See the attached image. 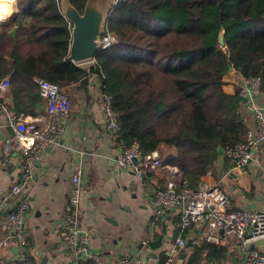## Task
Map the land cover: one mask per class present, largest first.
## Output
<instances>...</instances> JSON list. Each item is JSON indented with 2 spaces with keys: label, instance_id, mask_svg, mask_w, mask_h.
<instances>
[{
  "label": "trees",
  "instance_id": "trees-1",
  "mask_svg": "<svg viewBox=\"0 0 264 264\" xmlns=\"http://www.w3.org/2000/svg\"><path fill=\"white\" fill-rule=\"evenodd\" d=\"M86 2L71 0L80 13ZM17 8L28 20L0 33V81L9 78L14 116L43 110L38 78L87 91L97 75L102 99L109 96L118 115L117 143L138 144L144 156L173 147L163 166L191 188L235 167L227 152L245 141L248 111L239 87L224 91L225 78H260L264 101V0H128L107 24L116 43L89 68L68 58L72 25L60 0H17ZM148 244L158 250L162 234ZM227 256V248L203 240L186 264H223Z\"/></svg>",
  "mask_w": 264,
  "mask_h": 264
},
{
  "label": "crops",
  "instance_id": "crops-1",
  "mask_svg": "<svg viewBox=\"0 0 264 264\" xmlns=\"http://www.w3.org/2000/svg\"><path fill=\"white\" fill-rule=\"evenodd\" d=\"M9 19L0 22V33L3 30L11 31L16 26L9 23ZM25 19L28 20L27 17ZM225 81L224 91L234 94L239 87V77L231 73ZM67 91L72 109L66 134L56 149L43 155L30 186L31 204L26 215V228L31 244L27 252L34 264H74L60 224L72 176L80 170L84 189L80 225L90 234V249L104 251L106 264H120L121 259L128 255L139 258L141 264H160V261L172 255L181 236L180 214L168 213L155 220L153 194L167 186L176 169L163 166L149 170L144 177L134 174L133 165L120 169L117 161L121 151L104 129L105 106L98 83L90 85L89 80L87 91L78 87H69ZM0 103L8 108L13 104L10 88L0 90ZM247 113L249 125H253L254 116L250 111ZM10 115H13L10 111L7 113L0 109V200L19 176L22 164L20 152L4 151L6 143L17 137L10 123ZM26 118L28 121L37 119L40 127L45 126L48 122L47 104L44 103L40 114ZM157 153L164 160L175 150L164 145ZM256 154L249 165H235L220 181H216L212 174L203 176L197 187L201 183L218 185L229 198L230 210L264 208V157L261 152ZM222 166V161H219L218 167ZM186 185L181 184V192L197 188L188 185L185 188ZM13 207V203H10L0 217V264H17L19 249L12 236L7 239L9 235L5 225V218ZM193 229L183 233L187 243L197 236L201 227L198 225ZM155 232L162 234L161 247L158 250L143 248L141 243H149ZM5 241L8 242L6 247L3 246ZM207 241L227 248L228 256L223 264H247L236 237L210 238ZM192 251L182 250L177 257L174 256L173 264H186Z\"/></svg>",
  "mask_w": 264,
  "mask_h": 264
},
{
  "label": "built area",
  "instance_id": "built-area-1",
  "mask_svg": "<svg viewBox=\"0 0 264 264\" xmlns=\"http://www.w3.org/2000/svg\"><path fill=\"white\" fill-rule=\"evenodd\" d=\"M127 1L111 0V3L115 8ZM115 43L116 38L105 32L101 37L100 50L108 49ZM91 63H95V59ZM89 80L90 85L94 82L99 83L97 75L91 76ZM36 82L41 96L46 100L48 122L40 127L37 119L28 121L27 118L10 115V123L17 137L6 143L4 148L7 153L20 152L22 158L19 176L8 193L0 200V217L10 203L14 205L12 212H9L5 218V225L9 235L7 239L12 236L15 246L19 249L17 264H34L27 252L31 244L26 228V215L31 204L30 186L43 155L56 149L64 138L72 109L67 88L40 78L36 79ZM239 87L241 96L246 102V109L253 114L255 122L249 125L245 141L229 150L227 154L237 166L244 167L251 163L256 153L261 152L264 157V101L260 93L262 87L260 78H240ZM9 88V78L2 79L0 90ZM103 102L104 129L116 142L119 140L121 130L118 115L112 108L109 96H103ZM0 109L9 113L6 105L0 103ZM117 145L121 151L117 161L120 169L133 165L134 174L137 177H144L149 170L163 167L164 160L157 152L144 156L138 144L128 146L120 141ZM172 175L173 178L168 181L166 187L154 192L152 200L155 207V220L168 213L179 212L180 214L181 236L173 248V256L169 257L166 264H173L174 256L177 257L182 250L186 249L187 241L183 233L198 225L201 229L191 240L192 249L205 239H225L234 236L240 241L247 264H264V208L230 210L229 198L218 185L201 183L195 190L181 192V183H179L181 178L178 171L175 170ZM185 188H188L187 185ZM83 191L82 173L78 170L72 176L66 207L61 218L62 235L71 251L74 264H106L105 252L90 249V234L82 230L80 225ZM141 244L143 248H149L148 241ZM7 245V241L3 242V246ZM120 264H141V261L133 255H128L121 259Z\"/></svg>",
  "mask_w": 264,
  "mask_h": 264
},
{
  "label": "water",
  "instance_id": "water-1",
  "mask_svg": "<svg viewBox=\"0 0 264 264\" xmlns=\"http://www.w3.org/2000/svg\"><path fill=\"white\" fill-rule=\"evenodd\" d=\"M63 15L72 25V41L69 50V60L83 65L94 61L100 51L101 37L105 34L108 21L113 13L111 0H87L83 13H80L71 3V0H60ZM220 44L224 45L221 36ZM243 101L245 99L242 97ZM220 154H224L222 148ZM192 243L186 245L191 251ZM184 257V255H182Z\"/></svg>",
  "mask_w": 264,
  "mask_h": 264
},
{
  "label": "rangeland",
  "instance_id": "rangeland-1",
  "mask_svg": "<svg viewBox=\"0 0 264 264\" xmlns=\"http://www.w3.org/2000/svg\"><path fill=\"white\" fill-rule=\"evenodd\" d=\"M2 1H8L10 4H11V8H12V14L7 18V19H11V22H9V23H11L12 25L14 24H16V20H19V19H21V20H23L24 22H26V19H25V17L23 18L22 17V15L19 13V11H17V7H16V2H17V0H0V2H2ZM1 9H4V10H6L5 8H3V7H0ZM2 13H3V11H2ZM1 12H0V16H1V14H2ZM6 13V15H8L9 13H8V11H6L5 12ZM9 19V20H10ZM6 20V19H5ZM4 21V20H3ZM0 22H2L1 21V17H0ZM9 26H11V25H9ZM91 63V62H90ZM91 65H92V63H91ZM91 65H88V66H86V67H90ZM169 65V64H168ZM82 66H85L84 64L82 65ZM212 174V173H211ZM177 181H178V179H176ZM186 245H187V243H186Z\"/></svg>",
  "mask_w": 264,
  "mask_h": 264
},
{
  "label": "bare ground",
  "instance_id": "bare-ground-1",
  "mask_svg": "<svg viewBox=\"0 0 264 264\" xmlns=\"http://www.w3.org/2000/svg\"><path fill=\"white\" fill-rule=\"evenodd\" d=\"M0 7H3L6 9V10H4V9L0 8V12L2 13V11H3V13L0 16L1 21H3L5 19H7L12 14V8H11V4L8 1L0 2ZM6 11H8V13H9L8 15H6V13H5Z\"/></svg>",
  "mask_w": 264,
  "mask_h": 264
}]
</instances>
